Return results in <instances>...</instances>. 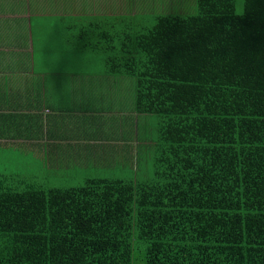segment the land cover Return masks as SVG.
I'll list each match as a JSON object with an SVG mask.
<instances>
[{
  "label": "trees",
  "instance_id": "1",
  "mask_svg": "<svg viewBox=\"0 0 264 264\" xmlns=\"http://www.w3.org/2000/svg\"><path fill=\"white\" fill-rule=\"evenodd\" d=\"M176 5L100 19L116 27L79 44L158 117L130 159L152 152L145 177L44 189L0 174V264H264V0Z\"/></svg>",
  "mask_w": 264,
  "mask_h": 264
},
{
  "label": "crops",
  "instance_id": "2",
  "mask_svg": "<svg viewBox=\"0 0 264 264\" xmlns=\"http://www.w3.org/2000/svg\"><path fill=\"white\" fill-rule=\"evenodd\" d=\"M178 1L0 0V151L37 154L53 174L132 160L150 118L134 112L129 79L108 75L79 44L99 41V28L111 25L100 19L173 10Z\"/></svg>",
  "mask_w": 264,
  "mask_h": 264
},
{
  "label": "rangeland",
  "instance_id": "3",
  "mask_svg": "<svg viewBox=\"0 0 264 264\" xmlns=\"http://www.w3.org/2000/svg\"><path fill=\"white\" fill-rule=\"evenodd\" d=\"M235 10L237 14H241L243 10L244 0H234ZM179 7V5H175ZM180 6L190 8L193 5L188 4V1H184ZM186 9V10H187ZM178 13H185V11H180ZM177 12H174L176 14ZM131 82V81H130ZM131 85L132 82H131ZM158 117L154 116L149 119L148 134L150 141L154 140L156 137V129L158 123ZM142 127V126H141ZM152 152L145 150L136 156H133V167L130 165V158L126 161V164L121 166L122 170H113L109 166L104 168L103 166H86V168L79 169L77 166L68 167L61 171L60 174H53L52 172L44 171L39 163V156L37 154H27L20 153V150L6 149L0 151V174L12 176L13 181L18 180L25 181L26 183H34L40 185L44 189L52 188H72L82 185L87 179H92L96 177L108 178V179H122L128 180L134 176L145 177L148 170L151 167L150 155ZM136 158H138V172H135L136 168ZM103 163V162H100ZM48 177H47V176ZM51 175V176H49ZM28 181V182H27ZM38 186V187H40Z\"/></svg>",
  "mask_w": 264,
  "mask_h": 264
}]
</instances>
